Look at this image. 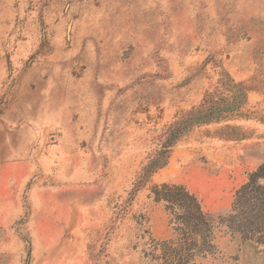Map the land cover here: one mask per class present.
<instances>
[{"label": "rangeland", "instance_id": "obj_1", "mask_svg": "<svg viewBox=\"0 0 264 264\" xmlns=\"http://www.w3.org/2000/svg\"><path fill=\"white\" fill-rule=\"evenodd\" d=\"M226 75L245 103L162 154ZM163 183L212 223L188 264H264V0H0V264H165Z\"/></svg>", "mask_w": 264, "mask_h": 264}, {"label": "trees", "instance_id": "obj_2", "mask_svg": "<svg viewBox=\"0 0 264 264\" xmlns=\"http://www.w3.org/2000/svg\"><path fill=\"white\" fill-rule=\"evenodd\" d=\"M221 80V85L225 86L227 94L213 92L204 95L201 103L191 110L185 112L180 118L169 125L165 130V138L162 143V154L167 152V148L185 131L192 126L202 123H209L233 115L239 107L245 103L247 89L241 83H235L227 75ZM167 156H164L161 163L154 170L161 169L166 165ZM153 171L145 170V175H151ZM252 180L236 192V204H240L242 194L252 184ZM264 190V186L256 187ZM155 203L164 202L165 210L173 215L177 222L174 228L177 238L171 241L157 242L150 240V252H154L161 247L168 254L165 256V264H188L195 253L201 252L207 247V239L210 236L211 221L203 215L198 208L195 198L190 195L182 186L174 184H161L153 186L150 190ZM253 199H255L253 197ZM176 207L181 212H176ZM234 211V210H233ZM237 214V213H236ZM234 218V216L232 217ZM233 231H238L233 228ZM256 241L253 233L250 239Z\"/></svg>", "mask_w": 264, "mask_h": 264}]
</instances>
